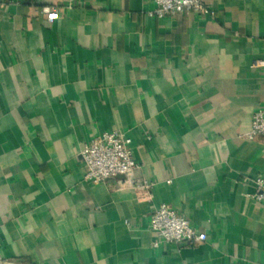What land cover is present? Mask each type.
Returning a JSON list of instances; mask_svg holds the SVG:
<instances>
[{
	"label": "crops",
	"instance_id": "1",
	"mask_svg": "<svg viewBox=\"0 0 264 264\" xmlns=\"http://www.w3.org/2000/svg\"><path fill=\"white\" fill-rule=\"evenodd\" d=\"M77 1L0 0L3 264H264V139L246 138L264 0L163 18L154 0ZM113 130L141 170L84 181V144ZM163 203L207 240L154 246Z\"/></svg>",
	"mask_w": 264,
	"mask_h": 264
},
{
	"label": "built area",
	"instance_id": "2",
	"mask_svg": "<svg viewBox=\"0 0 264 264\" xmlns=\"http://www.w3.org/2000/svg\"><path fill=\"white\" fill-rule=\"evenodd\" d=\"M65 6L78 5L77 0H65ZM155 8L149 12L151 17L163 18L184 14H213L205 0H154ZM47 19L52 22L59 18V13L49 7L43 9ZM253 67H264V54L253 63ZM250 140L264 139V109L253 114L250 131L246 134ZM85 166L84 181L99 184L119 175H129L141 170V164L133 157L131 139L120 130L106 131L86 142L81 151ZM257 190L252 195L256 203L264 206V178H256ZM132 187L149 189L152 184L145 178L131 181ZM127 224L128 221H126ZM151 230L161 243L190 245L207 240V233L194 227L188 219L172 209L168 204H161L151 217ZM0 264H3L0 255Z\"/></svg>",
	"mask_w": 264,
	"mask_h": 264
}]
</instances>
